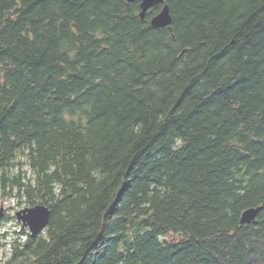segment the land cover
Listing matches in <instances>:
<instances>
[{
	"label": "trees",
	"instance_id": "16d2710c",
	"mask_svg": "<svg viewBox=\"0 0 264 264\" xmlns=\"http://www.w3.org/2000/svg\"><path fill=\"white\" fill-rule=\"evenodd\" d=\"M165 1L0 0V264H264V0Z\"/></svg>",
	"mask_w": 264,
	"mask_h": 264
},
{
	"label": "water",
	"instance_id": "95a60500",
	"mask_svg": "<svg viewBox=\"0 0 264 264\" xmlns=\"http://www.w3.org/2000/svg\"><path fill=\"white\" fill-rule=\"evenodd\" d=\"M134 1V0H131ZM161 3H164L162 10L157 13L152 19V25L155 27L170 26L173 17L170 11V6L165 0H142L140 12L141 18H144L147 11ZM262 207H250L243 211L241 215V223H257L258 215ZM4 206L0 208V218L2 217ZM51 209L46 204H36L34 206L24 207L16 212L17 219L22 222L24 227H29L32 235L40 234L50 223ZM34 264V263H30ZM41 264V263H39Z\"/></svg>",
	"mask_w": 264,
	"mask_h": 264
},
{
	"label": "rangeland",
	"instance_id": "374dc122",
	"mask_svg": "<svg viewBox=\"0 0 264 264\" xmlns=\"http://www.w3.org/2000/svg\"><path fill=\"white\" fill-rule=\"evenodd\" d=\"M18 199H8L0 196V207L2 205L5 206V214L8 215V218L4 220L3 216L0 218V224L5 230V232H8V236L6 237V243L3 247H5L1 252L0 255L4 258H7L11 254V247L13 240L16 237H22L23 239L27 238L28 235L26 231H24V227L20 224V222L17 220V217L14 214V211L16 206H18ZM13 215V218H12Z\"/></svg>",
	"mask_w": 264,
	"mask_h": 264
},
{
	"label": "bare ground",
	"instance_id": "6f19581e",
	"mask_svg": "<svg viewBox=\"0 0 264 264\" xmlns=\"http://www.w3.org/2000/svg\"><path fill=\"white\" fill-rule=\"evenodd\" d=\"M128 1H130V2L140 1V12L142 11V8H141V2H142V0H134V1L128 0ZM165 2H166V1H165ZM163 6H164V3H161V4L157 5V6H153V7H151V8L147 11V13H146V15H145L144 18H141V16H140V12H139V16H140V18H141L142 20H144V19L146 18V16H147L148 12H149L151 9H153V8H159V11L157 12V13H159V12L162 10ZM157 13H156V14H157ZM156 14H155V15H156ZM155 15H154V16H155ZM154 16H153V17H154ZM153 17L151 18V21H150V22H151V25H152V19H153ZM172 17H173V16H172ZM172 23H173V21H172ZM172 23H171V25H172ZM171 25H170V26H165V27H155V26H153V25H152V26L155 27V28H167V27L171 28ZM2 206H4V205H2ZM2 206H1V207H2ZM1 207H0V208H1ZM4 211H5V206H4ZM4 211H3L2 216L4 215ZM15 216H16V214H15ZM16 217H17V216H16ZM17 220H18V219H17ZM18 221H19V220H18ZM19 222H20L21 225L23 226L22 222H21V221H19ZM240 222H241V221H240ZM49 224H50V223H49ZM49 224H48V225H49ZM241 224H243V223H241ZM244 224H245V223H244ZM23 227H24V226H23ZM47 227H48V226H47ZM47 227H46V228H47ZM25 228H29V227H25ZM43 231H44V230H43ZM43 231H42V232H43ZM29 232H30L31 236H33V235H32V231L30 230V228H29ZM38 235H39V234H38ZM38 235H35V236H38ZM35 236H34V237H35Z\"/></svg>",
	"mask_w": 264,
	"mask_h": 264
},
{
	"label": "flooded vegetation",
	"instance_id": "af4514ba",
	"mask_svg": "<svg viewBox=\"0 0 264 264\" xmlns=\"http://www.w3.org/2000/svg\"><path fill=\"white\" fill-rule=\"evenodd\" d=\"M158 11H159V10H158ZM15 210H16V211H14V214H16V212H17L18 210H20V209H19V208H18V209H17V208H15ZM4 212H5V211H4ZM5 213H6V212H5ZM5 213H4V215H3V218H4V217H5V215H6ZM12 217H13V215H12ZM20 224H21V223H20ZM24 230H25V229H24ZM26 230L29 232V229H27V228H26Z\"/></svg>",
	"mask_w": 264,
	"mask_h": 264
}]
</instances>
